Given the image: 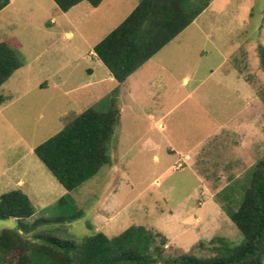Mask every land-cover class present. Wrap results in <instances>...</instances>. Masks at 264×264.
I'll return each mask as SVG.
<instances>
[{"label": "rangeland", "instance_id": "1", "mask_svg": "<svg viewBox=\"0 0 264 264\" xmlns=\"http://www.w3.org/2000/svg\"><path fill=\"white\" fill-rule=\"evenodd\" d=\"M139 1L103 0L97 8L81 2L63 12L53 0H11L0 11V41L12 42L23 63L0 87L5 100L0 105V178L24 180V186L1 190L20 189L29 196L35 214L24 221L28 226L62 216L55 204L66 194L83 213L71 223L38 225L29 236L47 234L80 244L93 232L113 238L138 225L168 238V259L184 253L207 257L216 237L243 241L222 206L237 210L247 175L264 158V70L258 53L264 46V0H212L157 56L119 84L93 49ZM232 71L246 79L260 102L249 101L247 94L244 101L241 95L235 99L224 79ZM112 95L116 106L126 109L109 143L111 164L67 192L34 149L87 109L111 110L107 97ZM243 124L244 139L232 134ZM240 143L242 155H231ZM225 155L234 161L226 167L235 164L230 170L236 180L218 179ZM246 158L250 162L240 163ZM227 183L230 188L223 190ZM17 225L16 219L0 220V231Z\"/></svg>", "mask_w": 264, "mask_h": 264}, {"label": "trees", "instance_id": "2", "mask_svg": "<svg viewBox=\"0 0 264 264\" xmlns=\"http://www.w3.org/2000/svg\"><path fill=\"white\" fill-rule=\"evenodd\" d=\"M10 1L0 0V11ZM53 1L61 11L68 12L81 2L97 8L103 0ZM211 1L140 0L93 52L115 80L123 84L192 24ZM258 53L264 70V46L259 47ZM22 66L13 43L0 41V87ZM107 98L112 102L111 110L87 109L34 149L36 157L67 192L78 189L111 164L109 143L119 126L121 110L116 106V96ZM4 101L0 95V105ZM247 176L248 185L237 210L229 204L222 206L243 241L234 244L216 237L210 241V256L184 253L174 259L165 256L168 238L164 234L138 225L113 238L102 231L93 232L80 244L47 234L29 236L38 225L71 223L83 213L66 194L55 204L62 216L41 218L28 226L24 221L35 214L32 201L20 189L9 190L0 195V220L16 219L18 225L15 230L0 231V264H264V158ZM88 227L91 230L90 224ZM198 246L205 248L204 243Z\"/></svg>", "mask_w": 264, "mask_h": 264}, {"label": "crops", "instance_id": "3", "mask_svg": "<svg viewBox=\"0 0 264 264\" xmlns=\"http://www.w3.org/2000/svg\"><path fill=\"white\" fill-rule=\"evenodd\" d=\"M69 35H71V34H68L67 35V37H69ZM166 47V46H165ZM164 47V48H165ZM163 48V49H164ZM162 49V50H163ZM160 53V52H159ZM159 53H157L155 56H157ZM94 56H95V54H94ZM96 57V56H95ZM97 58V57H96ZM152 58H154V57H152ZM151 58V59H152ZM98 59V58H97ZM150 59V60H151ZM149 60V61H150ZM147 63H145L143 66H145ZM140 69V68H139ZM138 69V70H139ZM137 70V71H138ZM110 72V71H109ZM135 74V73H134ZM133 74V75H134ZM231 77L230 78H224L226 81H228L229 82V85H232L233 86V88H234V94H235V96H236V100H239L240 98V95H241V97H242V99H243V101H244V95H245V97H246V94H247V96H248V98L250 99L249 101H251V102H255V103H258V102H260L261 101V97L258 95V93H256L255 92V89L254 88H252L251 86H250V84H248L247 85V81H246V79L244 78V77H242L240 74H238V72L236 73L235 71H232L231 72ZM110 76H111V79H113V80H115V78H114V76L110 73ZM132 76V75H131ZM130 76V77H131ZM129 77V78H130ZM116 81V80H115ZM189 81V78L188 77H185V79H184V83H187ZM119 86V85H118ZM117 86V87H118ZM116 87V88H117ZM114 90V89H113ZM112 90V91H113ZM111 93V92H110ZM248 106L250 107L251 106V104H250V102L248 103ZM246 107H247V105H246ZM245 107V108H246ZM259 107V106H258ZM126 108H124V107H121L120 108V110H121V113L122 112H124V110H125ZM255 115V114H254ZM256 116V115H255ZM245 126H247V125H242V126H240V127H237L236 128V130H234V133H232V134H238V135H240V137L242 138V139H244V133H245ZM254 129L252 128L251 130H249L250 132H253V135H254V131H253ZM232 134L231 133H229V137H230V139H231V136H232ZM242 135V136H241ZM242 143H245V142H242ZM233 144V143H232ZM233 147H234V149H235V143L233 144ZM236 147H238V149L237 150H235V151H232V154L231 155H234L235 157H237L238 155H242L241 154V148L243 147H245V145L243 144L242 145V147H241V143L239 144V146L237 145ZM166 150L169 152V153H176V151H174L170 146H167L166 147ZM230 153H231V151H230ZM244 156H247V155H244ZM250 157H251V155H250ZM185 158L186 159H188L189 158V155H187L186 154V156H185ZM228 158V159H227ZM225 160L227 161V162H225V164L223 165V169H219L218 170V173L220 174L219 176H218V179L220 178V179H224V178H227V179H229V180H232V179H234V180H236L237 179V176H235V172H234V170H230V169H232V168H234V165L235 164H233V165H230L229 167H226V165L228 164H230V163H234V161H232L233 159L232 158H230V155L229 156H227V155H225ZM247 160H250V158H246V161H244V160H242L240 163H248V162H250V161H247ZM238 161H240V159H238V158H235V163L236 162H238ZM227 163V164H226ZM226 169L227 170H229L228 172H226ZM16 181V182H15ZM15 181H14V179L10 176V175H3L1 178H0V190L1 189H8V187H21V186H24V180L23 179H15ZM230 184L231 183H227V185H226V187L223 189V190H226V189H228V188H230ZM8 186V187H7ZM9 188V189H10ZM13 190V189H12ZM222 190V191H223ZM4 191V190H3ZM4 192H2V190L0 191V195L1 194H3ZM203 204V203H202Z\"/></svg>", "mask_w": 264, "mask_h": 264}]
</instances>
